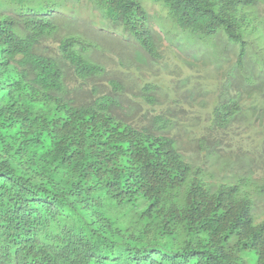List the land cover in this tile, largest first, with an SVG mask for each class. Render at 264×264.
I'll return each mask as SVG.
<instances>
[{
    "label": "trees",
    "instance_id": "1",
    "mask_svg": "<svg viewBox=\"0 0 264 264\" xmlns=\"http://www.w3.org/2000/svg\"><path fill=\"white\" fill-rule=\"evenodd\" d=\"M65 1L11 0L12 17L0 0V264H264V177L247 168L229 183L193 165L167 133L171 118L133 122L120 80L89 103L70 97L66 68L84 83L106 71L91 44L61 33ZM73 1L160 61L142 0ZM150 1L177 27L168 40L186 63L214 65L211 129L247 112L264 154V0ZM57 37L56 57L38 51ZM155 89L147 82L141 98L153 104ZM198 152L223 162L206 139Z\"/></svg>",
    "mask_w": 264,
    "mask_h": 264
},
{
    "label": "rangeland",
    "instance_id": "2",
    "mask_svg": "<svg viewBox=\"0 0 264 264\" xmlns=\"http://www.w3.org/2000/svg\"><path fill=\"white\" fill-rule=\"evenodd\" d=\"M1 2L4 4L2 12L15 17L16 6L11 0ZM142 2L150 13L151 28L159 42L161 59L157 64L146 61V53L133 38L109 30L101 13L92 4L79 5L68 0L64 6L70 8L72 14L63 10L55 13L54 18L59 22L61 33H75L86 44H91L94 47L92 60L106 71L105 76L84 83L74 78L71 68H66V85L70 97L79 103H89L95 97V92L109 93V80H120L127 84V101L133 102V122L139 126H150L159 114L171 118L173 126L167 133L179 141L182 153L193 165L215 169L216 178L229 183L237 181L247 168L254 170L258 178L264 177V154L259 139L262 137L259 131H262L256 128L257 121L245 112L228 131L214 132L211 129L208 114L209 107L217 98L215 83L216 88H219L214 65L186 63L194 61L190 56L179 53L176 42L171 44L168 40L170 35L175 36L177 27L166 9L150 0ZM58 40L57 37L42 42L38 51L56 57L59 54ZM229 55L232 58L230 63H233L235 53ZM147 82L156 85L153 104L141 98ZM126 112H129L128 108ZM202 139L218 145L223 162L213 164L212 158L207 159L198 152L199 141Z\"/></svg>",
    "mask_w": 264,
    "mask_h": 264
}]
</instances>
